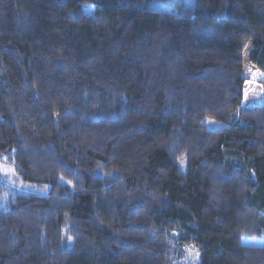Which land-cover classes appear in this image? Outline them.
I'll use <instances>...</instances> for the list:
<instances>
[{
    "label": "trees",
    "instance_id": "obj_1",
    "mask_svg": "<svg viewBox=\"0 0 264 264\" xmlns=\"http://www.w3.org/2000/svg\"><path fill=\"white\" fill-rule=\"evenodd\" d=\"M1 164L0 264H264V0H0Z\"/></svg>",
    "mask_w": 264,
    "mask_h": 264
},
{
    "label": "rangeland",
    "instance_id": "obj_2",
    "mask_svg": "<svg viewBox=\"0 0 264 264\" xmlns=\"http://www.w3.org/2000/svg\"><path fill=\"white\" fill-rule=\"evenodd\" d=\"M245 76L247 77V82L245 84L244 98L242 104L244 105L247 103L260 102L262 85L258 81L260 77L259 72L255 68L250 67L247 70ZM205 121L206 123H208L210 127H218L221 125L220 122L215 120L206 119ZM0 170L3 174V178L5 179L6 185L12 186L17 189H23V187H19L17 185L15 181L14 169L11 165L1 164ZM0 200L2 201L4 200V198L1 195H0ZM243 241L252 242L253 239L243 238ZM198 259H199L198 250H196L194 247L186 246L181 250L179 258L175 260L173 264H198Z\"/></svg>",
    "mask_w": 264,
    "mask_h": 264
},
{
    "label": "snow or ice",
    "instance_id": "obj_3",
    "mask_svg": "<svg viewBox=\"0 0 264 264\" xmlns=\"http://www.w3.org/2000/svg\"><path fill=\"white\" fill-rule=\"evenodd\" d=\"M247 95V94H246Z\"/></svg>",
    "mask_w": 264,
    "mask_h": 264
}]
</instances>
